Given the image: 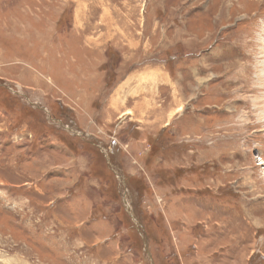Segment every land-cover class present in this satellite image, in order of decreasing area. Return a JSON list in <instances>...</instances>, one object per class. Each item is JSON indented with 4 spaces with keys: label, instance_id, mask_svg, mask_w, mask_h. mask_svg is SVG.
Returning a JSON list of instances; mask_svg holds the SVG:
<instances>
[{
    "label": "rangeland",
    "instance_id": "obj_1",
    "mask_svg": "<svg viewBox=\"0 0 264 264\" xmlns=\"http://www.w3.org/2000/svg\"><path fill=\"white\" fill-rule=\"evenodd\" d=\"M0 264H264V0H0Z\"/></svg>",
    "mask_w": 264,
    "mask_h": 264
},
{
    "label": "bare ground",
    "instance_id": "obj_2",
    "mask_svg": "<svg viewBox=\"0 0 264 264\" xmlns=\"http://www.w3.org/2000/svg\"><path fill=\"white\" fill-rule=\"evenodd\" d=\"M105 12V11H104ZM156 77V76H155ZM182 108V106H180L178 109H177V112ZM129 112V111H128ZM126 115V114H125ZM140 119V118H139ZM119 200V199H118Z\"/></svg>",
    "mask_w": 264,
    "mask_h": 264
}]
</instances>
